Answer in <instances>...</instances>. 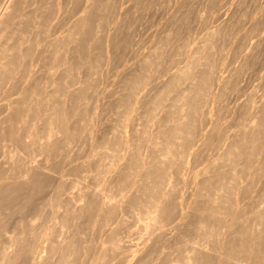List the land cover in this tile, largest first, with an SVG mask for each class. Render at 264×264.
Returning <instances> with one entry per match:
<instances>
[{
	"label": "rangeland",
	"instance_id": "1",
	"mask_svg": "<svg viewBox=\"0 0 264 264\" xmlns=\"http://www.w3.org/2000/svg\"><path fill=\"white\" fill-rule=\"evenodd\" d=\"M6 1L7 0H5V2ZM38 1L42 3L40 7L42 10L38 9L37 12L42 14L41 22L42 23L44 22L43 23L44 25L41 24L43 25L42 27L44 28L40 26V28H42L43 30L41 31L40 29V32H42V34L40 35V43L38 46L34 47L31 50L32 52L29 53V56L26 57L28 60L25 58L24 59L25 62L24 63L22 62V64L25 66L21 67V69L25 67L29 68V69L25 68V70L22 69L23 72L26 70L28 71V72L27 71L24 72L25 73V75H23L24 77H21L23 74L22 71L18 73L19 77L23 78V80L20 81V79H18L19 80L18 81L16 79L14 80V83L13 82L4 83L6 86L3 85V87L0 85V88L2 87L0 89V108H1L0 109V120H4L6 118L5 112L7 110L5 109L6 111H4V109L2 108V107L6 108L5 107L6 105L4 106V103L6 104L9 101H11L13 98L20 95V93L22 92V89L27 88L28 86L33 84L31 82H36L35 80L38 79L37 82L39 81V84H38L39 91L41 90L44 91V84H45L44 81L53 75L56 77L59 75L60 66H58L59 68L58 69L57 65H52L53 63L50 61V59H48L47 54L43 53L41 48H43V46L49 40L53 39L54 37H57V35L58 37L61 36L63 34V31L67 27H69L76 18H80V15H81L80 13L85 3V0H60L61 1L60 5L58 4V6L57 5L54 6L56 4L55 0L54 1L53 0H47V1L46 0H33V1L23 0L24 5L22 4L21 9L22 8L23 9L22 10L20 9V13L22 14L30 13L32 11L31 9L36 7L35 5H37ZM100 1H99L100 3L99 5L96 4L97 6L96 5L95 7L93 6L94 8L91 7V13L89 14L91 19H96V20H91V22L92 21L93 22L86 29L87 32L85 36L88 37L87 38L88 40L90 39L89 47L88 48L85 47L84 49L82 48L83 51L80 50L81 54L80 52L78 54L80 55L81 59L83 60L87 59L91 61L92 63L90 62V64L93 65L92 67H90V69L87 68L88 66L86 65H85L86 68L84 69L83 68L84 65H81V68L84 71H82L81 68L79 69L83 72L81 74L83 77L82 79L83 80L85 79L83 81L84 82L83 88H81L82 91L79 90L77 93V95H80L79 97L80 99L77 97H74L76 98L75 99L76 101L73 104L71 103V105H69L70 103L69 101H66L67 103L65 102L66 106L65 104H59V106L62 105V106H65V108L69 107L71 110H73L72 112L76 113V116H74L75 114L73 113L74 117L73 116H71L72 118L67 117L69 120L67 119V121L64 122L65 126L70 127L72 130L76 129V131L73 130L71 132V134L68 136L69 139L67 137V139H65L66 142H63L64 144L61 142V141H64L63 138H60L57 141L58 143H55V147L51 148L53 146L51 144L52 145L51 147L49 145V147L47 146V148L44 147V149L43 148L40 149L41 147H39V143L36 141L37 139L35 138L37 137L36 135L39 136L40 134H42L41 130H39L40 124L37 121L41 115L38 114L39 116H36V119L34 121L36 123L34 124L35 129L33 128L32 125H29V123H31V121L28 120L29 118L25 120L27 123L24 122L21 125L18 119V117L20 118L19 115L16 117V119L11 118L10 121L12 122V124H10L11 122L9 120L4 122V124L6 125H4L3 123L0 124V127L1 126L6 127V128L3 127L5 129L1 127L3 129V132H2V129L0 128L1 129L0 133L3 134L2 136L0 135V156H1L0 163H2L0 164V175H1L0 181H2L3 177L5 179V180L3 179V182L8 181L9 179L14 180L15 178H17L16 179L17 181L19 180L18 179L19 173L17 172L24 171V168H25L24 163L21 164L20 162L21 158L20 159L18 158L20 155L23 156L22 159L24 157L27 159L31 158L30 162L35 163V165H33L32 167H36L37 165L40 166V164H43L48 169V170L46 169L45 171L47 174L43 173L44 171L41 170L39 171V174L41 175L38 174V177L31 178V179H34L33 181L35 182L29 181L28 179L26 180V182H23V184H26V186L21 183L23 187H20V189L16 188L17 190L14 192L15 194H13V196H11L12 195L11 192L4 190L5 187H3V184L5 185L6 182L4 183L0 182V184L2 185L0 186V190H1L0 192H4L2 193V195H0V203H3L4 206L8 205L7 206L8 208L5 209L4 211L3 204H0L1 211H4L3 213L0 211V216H2L0 218V222H1L0 223V233L1 234L4 233L3 235L0 234V237H2L0 238V247L1 248L3 247L4 242H5V246L9 245L8 244L9 237H17L20 240V243L18 244L20 246V253L15 256V259L17 258L16 262L17 264H19V261H21L20 264L21 263L23 264V262L24 264L26 263L28 264L29 256L27 257L28 252L26 250H28V247L30 245H33V243L31 242H34V239H37L38 241H36V243L40 244V247L38 248L37 256L42 257L48 254V249L46 248L49 246L51 242L53 241L57 242L61 240L63 241L67 239L66 235L67 236L70 235L71 237L73 236L72 238L74 240L75 245H77L78 247L82 246L80 247L82 250L80 251L82 253L80 254L78 258L77 264H89V261L91 264V261L93 259H94L92 261L93 264H122V263L128 264L132 259L140 260L141 263L139 264H153V263L154 264H181L182 256L186 253H191V251H193L192 250L193 245L191 246V243L188 240L191 241L194 238L195 239L198 238L197 240L199 241V243H201V241L203 240L202 237L204 236L201 234L200 231H198L199 233V236H198V234L196 233L197 228L195 226L199 219L205 218L208 222L209 221L214 222L215 225H214L213 232L215 233L216 231H218V235H216L217 232L213 234L212 237L215 240L211 238L213 240L212 242H210L209 246L215 245V247L216 246L221 247L222 246L221 243L223 241H225L226 244L228 243V245H226L225 247L223 246L221 247L222 249L221 251L223 252V254L221 252L222 254L221 256L218 255L216 257V255L214 256L213 254H211L212 256L210 254H208V256H205L208 259L204 257L205 261L203 264H230V263L232 264V262H230L226 256L225 257L223 256L224 253L228 252L230 254L232 253L233 255L235 254L238 257L241 256L242 252L244 251H239V252H235L232 250L229 251L228 247L230 244L234 243V241L236 242L238 240L239 235L240 236L242 235L243 237H246V238L248 237L249 228L247 227H248V224L250 223L249 220L251 219L254 220L255 217H257V214H255L254 210H258L264 207V124L262 125V127L259 126L254 129V132H255L254 139L255 140L254 139L253 140L255 143H253V141H250V142L249 141L244 142V140L239 141L241 140L240 138L243 136V131H244V134L246 131H248V130H245L244 126L249 122V120L247 119H250V116H252L253 114L252 112L257 107L259 108L261 106V108H263L260 118H261V121L264 123V118H263L264 117V106H263L264 105V0H100ZM66 2L67 4L64 6ZM45 5L46 7L48 5V7L45 8ZM60 7H63V8L61 9ZM54 8L55 9L57 8V9L55 10ZM96 13H98V16ZM50 20H53V21H50ZM93 23H94V26H93ZM45 24L47 25V27ZM14 27L15 26L12 25L11 29H13ZM108 33H109V37H108V41H106V38H107L106 36ZM47 35L48 36L50 35V36L48 37ZM112 35H114V38H113L114 40H112L111 38ZM203 41L205 42L203 43V46L200 49L199 53L197 54V52H193V50L197 47V45H199L200 42L202 43ZM90 46L93 48V50H91L92 48ZM204 46H205V50H204ZM152 47L154 48L155 51L152 50L153 49ZM107 51L108 52L110 51V52L108 53ZM149 52L151 53L153 52V53L151 54ZM157 52L158 54L156 57L155 55ZM147 53L148 55H151L153 57L151 58V61L149 60L148 63H144V62L142 63V60H144V57L147 56ZM78 55H76L77 57L75 56V61L78 60ZM87 56H89V58ZM103 56H104V59H103ZM90 57L91 58L93 57V59H91ZM29 59H31V61ZM189 59L191 61L198 60V64L192 62L190 65L191 67L189 66L190 68L188 67L185 70V72H190V73L192 72L194 74L196 72H197L196 74L200 73L199 78H201L203 81V83L201 84L202 88L201 89L199 88V90L195 93V96H193L192 98L193 99L192 102L194 101L193 105H195V107L193 106V109L196 112H192L193 109H190L191 114L189 115V117L191 119V128L188 133L189 134L191 133L190 135H192L193 133V136H190L188 133H183L180 139L182 141V142L180 141V143L183 146L180 147L181 145L178 146L175 144L176 146L174 145V147H172L175 154L176 153L177 154L169 156L168 159H170L171 162H169L170 161L169 160L168 162H166L167 165L161 164L158 166V167H162V166L169 167L168 174L170 173L169 174L170 181L166 185V190H170L171 188L172 189L170 190L171 192L168 191L169 194L170 193L171 194L168 195V198L166 200L167 202L166 216L168 220L165 219L164 226L160 230L156 229L155 231L154 229L152 230V232H149V229L145 228L144 226L145 222L147 221L146 216H144L145 206L143 203L139 202L140 195L141 196L143 195V193L139 192L141 191L140 188H142L140 185L143 186L145 182H142L141 180L135 181L131 177H130L131 179L129 177L126 178L127 177L126 173L128 171L126 172L125 170L124 172L123 170L124 172L123 173L121 170L123 168H121V166L125 167L126 165L128 166L129 164H130L129 166L132 165L131 166L132 170H130V172H132V177L134 178L141 176V174L143 173L142 171L144 168L141 169L142 165L139 164L138 162L144 158L143 152L146 151L145 149H148L150 153L153 150L152 149L153 145L148 143L150 142L148 139H151L150 135H152L151 136L152 138L154 137L153 136L155 135L154 131L157 130L159 126L161 127L160 129L164 131L169 128L170 122L166 123V121L168 118H171V116L169 115H171L172 112L171 111L167 112L166 110L167 109L170 110L171 104H173V102L175 101L174 97L177 94H179L180 90H182V88L185 86V83H183L182 81L181 83L178 82V84L177 82L176 84L175 82H173V84L172 82H170L169 84L167 81L168 79H170V77L173 75L174 72H177V70H179L178 68L182 67V65L184 66V65H187V63H190ZM95 62L96 64L98 63L97 65L99 66L100 69L97 68ZM48 67L49 69H51L50 67H53L51 69V72L53 74L52 73L49 74L48 71L50 70L48 69ZM93 68H95V70L97 69V71L99 70L98 73L95 71L96 72L95 74ZM55 69H57L56 71H58V75ZM87 69H88V72H87ZM188 69L189 71H187ZM192 69L193 71L194 70L196 71L193 72L191 71ZM132 70L134 71L135 74L133 73ZM89 72L90 74H92L93 72V74L88 75ZM32 73L34 74L32 75ZM46 73L47 75H49V77L46 76ZM75 73L76 72H74V74ZM130 74L137 76V78H140V80L133 84V82H131L132 81L131 78H133L134 76L131 75L132 76L131 77ZM30 76H31V79H29ZM125 76H126V79H125ZM127 76L130 77V79ZM146 76H147V79H146ZM217 76L219 77L217 78ZM74 77L76 78V74L73 76V79ZM220 77L221 79L219 81ZM127 78L129 81L127 80ZM212 79L213 81H211ZM24 81L25 83H23ZM26 81H29V82L27 83ZM85 81H86V85H85ZM87 81L90 83L92 82L91 83L92 85L88 83ZM139 82H140L141 87H139ZM164 82H165L164 84L165 87L170 85L171 88L168 91V95L164 94L160 97L161 98L160 99L158 98L159 92L156 93V91L159 88H161ZM220 82L223 84L221 85ZM71 83L72 82H70V84ZM80 84L82 85V82ZM143 84H146V85L144 86ZM72 85H75L76 87L75 86L73 87ZM72 85L69 88V89H72V91L78 87L77 84H72ZM173 85H175V87L178 85L179 86L175 88ZM59 86H60V93L64 92L65 90L62 91L63 90L62 88L65 87V84L63 85V83L61 82ZM133 86H136L134 87V89L140 92L135 93L136 91L132 88ZM213 86L215 90L212 89ZM50 87L51 86L47 87V89L49 90ZM219 87L222 89H220ZM52 88L53 87H51V89ZM218 88L220 89V91L218 90ZM8 89H11V90H8ZM202 92L204 93L202 94ZM213 92L214 94L216 93L215 96H213ZM127 93L129 94L128 95L130 97L129 99L127 98ZM132 93L133 94L135 93V94L133 95ZM81 94L83 95L86 94V95L83 96ZM59 96L62 99L60 94ZM118 96L119 97L122 96L121 98L123 99L126 96L125 97L126 101L124 100L125 101L124 102L123 99L120 98L121 100L120 102ZM135 96L137 100L136 98L135 99L133 98ZM164 96L167 100L163 98ZM74 98L72 101H74ZM154 98L160 101L158 105V109H157V105L154 104V102H152L153 101L152 99ZM213 98H214V102H213ZM61 99H59V101L60 103L61 102L63 103V100L61 101ZM116 99L120 103L116 101ZM130 99L133 101H131ZM147 101L149 104L150 103L152 104L150 105L147 104ZM162 101L166 105H164ZM138 102L139 103L141 102V103L139 104ZM212 102H213V105H212ZM133 103L135 104V106L136 105L137 106L135 107ZM117 104H119L120 106L119 105L116 106ZM131 107H133V109ZM153 107H156V108H153ZM154 109L156 111H154ZM172 109H175V108H171V110ZM71 110H70V113H72ZM159 110H162V111H159ZM33 111H32V114L30 115V118H35ZM127 112H129V114H127ZM120 116L122 119L120 118ZM192 117H194L195 119ZM68 121L71 125L68 124ZM89 123L90 125H88ZM72 124L73 125L76 124L75 125L76 127L73 126ZM11 127H12L11 131L12 132L14 131L16 135L12 134V132L9 131ZM192 127H194L195 129ZM201 127H205V128H201ZM7 128H8V131L6 133ZM200 128L202 129L201 131L199 130ZM26 129H28L27 133L29 132V130L31 131L30 133H28V135L33 134L36 137L33 138L34 136L29 135L31 139L33 138L32 140L30 139V137H26ZM135 129H136L135 141L137 143L134 141L133 143L134 148H132L131 150L132 153L130 152V154L129 153L126 154V157L131 156L130 157L131 160L129 158V163L122 165V162L125 161V159H122L123 158L122 156V158H119L120 160L119 159L117 160L116 165L113 164L110 166L109 163L112 160H114L116 156L119 155L118 152L121 147L120 144L122 145V143L120 142L124 141V135L130 136L131 133ZM194 130H197V131L194 132ZM262 130L263 132L261 135L260 133ZM35 131H36V134H35ZM39 131L41 133H39ZM150 131L153 133L151 134ZM199 131L201 133L203 131L202 135ZM9 132L11 133L9 134ZM121 134H124L123 138H121L122 136ZM186 134L189 135V137ZM198 134H200L201 136H198ZM29 140H31V142ZM33 141L35 143H33ZM113 141L116 144L119 143L118 144L119 146H116V144H114ZM234 141L235 142L239 141L240 146L239 148H237V150L239 151H237V153H235L233 157L231 156L232 158L231 160L233 161L230 160L228 162V165L225 167H221L220 163L219 164L214 163L213 160L215 159V157L217 158L218 154L221 153L225 149L226 143L228 142L232 143ZM106 143L108 144L105 145ZM142 143H144V145ZM177 144L179 143L177 142ZM252 144H253V147H252ZM15 145L18 146V148L20 149H18ZM30 145L31 147L32 146L33 147L31 148ZM104 146H106L107 148ZM122 152H124L125 154V150H123ZM122 152L120 151V155H124ZM238 152H240L241 154ZM9 153L11 154L15 153V156L13 157L14 158L13 161L9 159ZM19 153L21 154L19 155ZM131 154L133 155V157ZM152 154L156 156L155 152L154 153L152 152L150 155ZM141 155L143 156V158ZM86 157L87 158L89 157V158L87 159ZM32 158L35 160H33ZM118 161H122V162H118ZM30 162H27V163H30ZM96 163H97V166H96ZM109 166L110 168L107 169L106 171L101 170V168L103 169ZM112 166H114V169ZM116 166L119 167L120 169L116 173V175L117 174L118 175L115 176V177L119 176L118 177L119 180L115 181L113 179L112 181H110L106 177H109V174L111 175L112 173H115V169L117 168ZM1 167H2V170H1ZM226 167L227 169H225ZM27 168L29 167L27 166ZM27 168H25V170ZM152 168L154 170L153 166H151V170ZM20 169L22 170L20 171ZM139 169L142 171H139ZM203 169H207L208 173L204 175ZM210 170H212L213 172ZM145 171L146 169H144V172ZM42 173L44 174V176H42ZM208 174L211 177V179L214 181L210 180V182L205 184L207 186L206 187L203 185L201 181L204 180L208 176ZM224 174L232 175L234 177L233 178L234 180L233 179H230V180L233 181L234 183L231 182L230 180L224 181V184L226 183L224 187H226L227 189L225 188V192L223 195L227 197L226 198L227 201L225 197L223 196L222 198L223 200L222 202H220V206L221 207L223 206L222 212L216 215H213L214 213H212L213 210H211L212 204L210 201V196H211L210 194L216 187L215 186L216 179L213 177L214 176L223 177ZM239 176H240V179H239ZM160 177H161V174L159 175V177H157V180H155L156 182L154 183L156 186L155 188L156 193L158 192L157 190L160 189L163 183L162 182L163 179ZM38 179L41 181L42 185L40 181L38 182ZM122 179L124 181H122ZM37 182L40 184H38ZM31 183L33 184V186H31L32 185ZM159 183L160 185H158ZM35 185L38 188H36ZM233 185H235V187ZM27 187H29V190ZM211 187H212V190H211ZM18 190L19 192L23 191L24 193L25 192L26 193L24 194L22 192L19 195ZM83 192L89 199L91 207H89L86 210H83L82 212L83 214L80 213L78 216H76L77 215L76 211H71L72 205H71L70 199L76 197L78 194L83 193ZM97 192L98 193L100 192V195L103 196V197L101 196V198H103L102 202L104 201L105 204L106 203L107 204L108 203L109 204H120V209L113 211V209L108 210L106 209V207H105V210L101 208L99 206L100 202L98 198L96 197ZM156 193L154 194L156 195ZM26 195H28L27 198H26ZM144 196L142 197L145 198ZM5 197H10L11 200L14 198L13 199L14 203L10 199L7 202L6 199H4ZM15 197H16V200L17 199L18 201L21 200V202L19 201L20 203L19 202L17 203V201H15ZM29 198L30 200H28ZM22 203L23 205H21ZM59 203L60 205H57ZM229 203L231 205H229ZM26 204L27 206H25ZM16 205H18V207L20 206L21 208L19 207L20 209H17ZM213 205L216 206L215 204ZM47 206L49 207V209ZM58 206H61L59 208V210L61 209L60 210L61 213L65 211L66 213L69 214V217L71 218L69 224L61 226L59 225V223L55 222V219L52 217L53 216L52 211L57 209ZM66 208H69V209L67 210ZM135 210L138 211L137 213H139L140 215L143 214V217L136 214ZM34 213L35 214L37 213V215H34ZM134 213L136 214V216ZM221 214L222 215L224 214L226 218L222 216ZM29 215L30 216L32 215L34 217L32 216L30 217ZM51 218H53V220ZM17 219L19 220L16 221ZM28 220H30V222H28ZM107 221L111 223L108 222L109 223L108 224L106 223ZM33 222H34V226L36 224L35 227L32 224ZM3 223H5V225ZM218 223L219 224L226 223L229 228L225 227L221 231V229L220 228L218 229L217 227L218 229L217 230L216 226H218ZM16 224H18L17 227H16ZM29 224H32V225H29ZM57 226L58 227L60 226L61 228L59 227L58 229ZM15 227L18 229H16ZM19 227H21V229ZM232 228H233V233H232V230H230ZM13 230L14 232H16V234H13L14 233ZM16 230H18L19 232L17 233ZM259 230H262L261 232L264 233V227H260ZM2 231H5V232L2 233ZM115 231H117L118 234ZM112 232H115L114 234H117L118 237L117 235L111 237ZM210 232H212V230ZM47 233L49 236L48 238H47ZM56 233L58 234V236ZM147 233H150V234H147ZM223 233L225 234L222 235ZM263 233H261L263 237L261 239L262 241H260L258 245L259 252L256 253L255 255L256 257L254 256L255 252H253L254 257L251 260L253 264H264V234ZM22 235L24 237H22ZM215 235L218 236L220 239L217 238V241H216ZM19 236H21V238ZM236 236L237 238H235ZM55 237H58V239ZM59 237L61 240L59 239ZM115 237H117V239ZM18 239H17V243L19 242ZM116 245H118L117 248L115 247ZM10 246L11 245L8 246L7 250H10L13 248V247L10 248ZM99 246H102L104 249H108V250H104L102 247L100 248ZM195 246L196 247L198 246L197 248H199L198 244H196ZM82 248H86V249H82ZM118 248L120 249L118 250ZM24 250L26 252H22ZM108 251L109 253H107ZM110 252L113 253V256H112V253ZM22 253H23V256H22ZM99 254H103V256H98ZM81 255H83V257ZM26 257L27 259H24ZM220 257H221V260L223 261L220 260Z\"/></svg>",
	"mask_w": 264,
	"mask_h": 264
},
{
	"label": "bare ground",
	"instance_id": "2",
	"mask_svg": "<svg viewBox=\"0 0 264 264\" xmlns=\"http://www.w3.org/2000/svg\"><path fill=\"white\" fill-rule=\"evenodd\" d=\"M30 1V0H29ZM33 1V0H32ZM47 1V0H46ZM54 1V0H53ZM56 1V4L54 5V6H58V4L60 5V0H55ZM99 1L100 0H85V3H84V6H83V8H82V10H81V15H80V18H76L74 21H73V23H71V25L69 26V27H67L64 31H63V34L61 35V36H59L58 37V35H57V37H54L53 39H51V40H47L48 42L43 46V48H41L42 49V51H43V53L44 54H47V57H48V59H50V61L53 63L52 65H57V68H58V66H60V72H59V75H58V71H56L57 69H55V71H56V73H57V77L56 76H51L53 73L51 72V69L53 68V67H50L51 69H49V67H48V69L50 70V71H48L49 72V74L50 73H52L50 76V78H48V79H46L45 81H44V91H39V86H38V84H39V81L37 82V80H35L36 82H31V83H33V84H31L30 86H28L27 88H24V89H22V92L20 93V95H18L17 97H15V98H13L11 101H9L8 103H4V106L6 107V108H4V107H2L3 109H4V111H6L5 113H6V118L4 119V117H3V119L4 120H0V124H4V122L5 121H7V120H11V118L12 119H16V117L19 115L20 116V118L18 117V119H19V121H20V123H21V125H22V123H24V122H26L25 120H27L28 118V120H30L31 121V123H29V125H32L33 126V128L35 129V125L34 124H36L34 121H35V119H36V116H39V115H41L40 116V118L39 117H37V118H39L37 121L39 122V124H40V128H39V130H41V132H42V134H40L39 136L38 135H36V136H34L33 134H29V135H31V136H34L33 138H35V139H37L36 141L39 143V147H41L40 149H44V147H46L47 148V146L49 147V145H50V147L51 148H53V147H55V143H58L57 141L60 139V138H63V140L64 141H61L62 143L63 142H66L65 141V139H67V137L71 134V132L74 130H72L70 127H68V126H65L64 125V122L65 121H67V119L68 118H70L71 116H73V113L75 114L74 116H76V113L75 112H72L73 110H71L69 107H66L65 108V106H66V101H69L70 103H69V105H71V103L73 104L76 100V98H74V97H77V98H79L80 97V95H77V93H78V91L80 90V91H82L81 90V88H83V81L85 80H83L82 78V71H84L82 68H81V65H84V69L86 68L85 67V65L86 66H88L87 68H89L90 69V67H92L93 65H91L90 64V62L91 61H89V60H83V59H81L80 58V55H78L79 54V52H80V50H82L83 51V49L85 48V47H89V41H90V39L88 40L87 38L88 37H86L85 35H86V32H87V27L89 26V25H91V23L93 22H91V20H96V19H91V17H90V13H91V7H95V5L96 4H100L101 3V1H100V3H99ZM49 2V1H48ZM24 2H23V0H7L6 2H5V0H0V85L3 87V85H5L4 83H7V82H13L14 83V80H18V79H20V81H22L23 80V78H20L19 77V75H18V73H20L21 71H22V69L23 70H25V68H22L21 69V67H23V66H25V65H23L22 64V62L24 63L25 61H24V59L27 57V56H29V53L30 52H32L31 50L34 48V47H36V46H38L39 45V43H40V35L42 34V32H40V29H41V31H43L42 30V28H44V27H42L44 24V22L42 23L41 22V16H42V14L41 13H38L37 11H38V9H41L40 7H41V5H42V3L41 2H39L38 1V3H37V5H35L36 7H34L33 9H31L32 11L30 12V13H25V14H22V13H20V9H21V7H22V4H23ZM29 3H31V2H29ZM47 3V2H46ZM45 3V4H46ZM51 4V3H50ZM67 4V2L64 4V6ZM69 4V3H68ZM24 5V4H23ZM52 5V4H51ZM50 5V6H51ZM61 5H62V3H61ZM44 6V5H43ZM97 6V5H96ZM47 7H48V5H47ZM46 7V5H45V8H47ZM67 7V6H66ZM93 7V8H94ZM103 7V6H102ZM44 8V9H45ZM61 9L63 8V7H60ZM23 9V8H22ZM21 9V10H22ZM25 9V8H24ZM29 9V8H28ZM53 9V8H52ZM51 9V10H52ZM55 9V8H54ZM57 9V8H56ZM55 9V10H56ZM58 9H59V7H58ZM42 10V9H41ZM26 11V10H25ZM49 11V10H48ZM53 11V10H52ZM24 12V11H23ZM29 12V11H28ZM47 12V11H46ZM54 12V11H53ZM60 12H61V10H60ZM94 12V11H93ZM96 12V11H95ZM48 13V12H47ZM57 13V12H56ZM103 13V12H102ZM105 13V12H104ZM58 14V13H57ZM93 14V13H92ZM97 14V16H98V13H96ZM46 15V14H45ZM70 16V15H69ZM76 16V15H75ZM93 17H95V16H93ZM106 17H107V15H106ZM26 18H28V19H26ZM30 18V19H29ZM46 18H48V17H46ZM170 18V17H169ZM50 19V18H49ZM98 19V18H97ZM103 19V18H102ZM120 20V19H119ZM50 21H53V20H50ZM107 21V20H106ZM49 22V21H48ZM118 22V21H117ZM41 24H43V25H41ZM99 24V23H98ZM12 25H14L15 27L13 28V29H11V27H12ZM46 25V24H45ZM49 25V24H48ZM117 25V24H116ZM153 25V24H152ZM40 26L42 27V28H40ZM50 26V25H49ZM57 26V25H56ZM93 26H94V23H93ZM92 26V27H93ZM108 26V25H107ZM46 27H47V25H46ZM109 27V26H108ZM117 27V26H116ZM49 28V27H48ZM46 29V28H45ZM89 29V28H88ZM115 29V28H114ZM55 30V29H54ZM97 31V30H96ZM50 32V31H49ZM100 32V31H99ZM118 32H119V30H118ZM157 32V31H156ZM168 32V31H167ZM215 32V31H214ZM51 33V32H50ZM45 34H46V32H45ZM52 34V33H51ZM50 34V35H51ZM211 34V33H210ZM49 35V36H50ZM89 35V34H88ZM97 35V34H96ZM111 35V34H110ZM168 35V34H167ZM171 35V34H170ZM48 36V35H47ZM48 36V37H49ZM92 36V35H91ZM98 36V35H97ZM208 36V35H207ZM47 37V38H48ZM107 38H106V41H108V37H109V33L107 34V36H106ZM111 38H112V40H114L113 38H114V35H112L111 36ZM111 38H109V39H111ZM175 38V37H174ZM96 39V38H95ZM162 39V38H161ZM204 39V38H203ZM211 39V38H210ZM43 40V39H42ZM45 40V41H46ZM170 40V39H169ZM173 41V40H172ZM205 41H203L202 43L200 42V44L199 45H197V47L193 50V52H197V54L199 53V51H200V49L202 48V46H203V43H204ZM106 43V42H105ZM99 44V43H98ZM131 44V43H130ZM42 45V44H41ZM156 45V44H155ZM93 46V45H92ZM110 46V45H109ZM109 46H107V47H109ZM165 46V45H164ZM206 46V45H205ZM205 46H204V50H205ZM209 46V45H208ZM42 47V46H41ZM91 47V46H90ZM94 47V46H93ZM106 47V46H105ZM137 47V46H136ZM154 47V46H153ZM152 47V48H153ZM163 47V46H162ZM192 47V46H191ZM83 48V49H82ZM92 48V47H91ZM96 48V47H95ZM156 49V48H155ZM226 49V48H225ZM38 50V49H37ZM36 50V51H37ZM87 50V49H86ZM91 50H93V48L91 49ZM91 50H89V51H91ZM108 50V49H107ZM151 50V49H150ZM152 50H154V48L152 49ZM85 51V50H84ZM155 51V50H154ZM153 51V52H154ZM159 51V50H158ZM108 52V51H107ZM106 52V53H107ZM110 52V51H109ZM108 52V53H109ZM152 52V53H153ZM190 52V51H189ZM107 53V54H108ZM149 53H151V52H149ZM151 53V54H152ZM201 53V52H200ZM33 54V53H32ZM78 55V60L77 61H75V56L76 55ZM80 54H81V52H80ZM98 54V53H97ZM157 54H158V52L156 53V57H157ZM192 54V53H191ZM160 55V54H159ZM158 55V56H159ZM97 56V55H96ZM114 56V55H113ZM138 56V55H137ZM199 56V55H198ZM45 57V56H44ZM77 57V56H76ZM81 57H83V56H81ZM88 58H89V56H87ZM153 56H151V55H148V53H147V56H145L144 57V60H142V63L144 62V63H148L149 62V60L151 61V58H152ZM203 57H204V55H203ZM84 58H85V56H84ZM91 58V57H90ZM96 58V57H95ZM194 58V57H193ZM27 59V58H26ZM47 59V60H48ZM91 59H93V57L91 58ZM103 59H104V56H103ZM143 59V58H142ZM156 59V58H155ZM186 59V58H185ZM201 59V58H200ZM28 60V59H27ZM30 61H31V59H29ZM96 60V59H95ZM182 60V59H181ZM33 61V60H32ZM97 61H98V59H97ZM96 61V62H97ZM138 61V60H137ZM26 62H28V61H26ZM96 62H95V64H96ZM165 62V61H164ZM188 62V61H187ZM189 62L190 63H187V65H182V67H180V68H178L179 70H177V72H174L173 73V75L170 77V79H168V83L170 84V82H172V84H173V82H175V84H176V82H177V84H178V82H180L181 83V81L183 82V83H185V86L182 88V90H180V92H179V94H177L175 97H174V102H173V104H171V108H175V109H172L171 110V108H170V110L169 109H167L166 111L167 112H172V114L171 115H169V113H168V115L169 116H171V118H168L167 119V121L166 120H164V121H166V123L168 122H170L169 123V128L167 129V130H162V129H160L161 127L159 126L158 128H157V130H155L154 131V134L155 135H153L154 137L152 138L151 136L152 135H150V138L151 139H148L150 142H148V143H150V144H152L153 146H152V151H151V153L153 152H155V154H156V156L155 155H153V157H152V155H150L151 153H150V151H148V149H145L146 151L145 152H143V156H144V158H143V156H142V160L141 161H139L138 163L139 164H141L142 165V167H141V169L142 168H144V169H146V171L144 172V169H143V171L142 170H140L139 169V171H142L143 173L141 174V176H139V177H136V175H135V177L136 178H134V177H132V172H130V170H132L131 169V166H121V168H123V169H121L122 170V172H123V170H124V172H125V170H126V178H132L133 180H137V181H139V180H141L142 182H145V184L142 186V185H140L142 188H140L141 189V191H139V192H141V193H143V195L142 196H144L145 198H143L141 195H140V197H139V202L140 203H143L144 204V206H145V210H144V213H145V215L144 216H146V219H147V221L145 222V228H147V229H149V232H152V230H154L155 229V231H156V229H161L163 226H164V221H165V219L166 220H168L167 219V216H166V211H167V208H166V204H167V202H166V200H167V198H168V195H170L169 194V192H171L170 190L172 189H170V190H166V185L169 183V179H170V173L168 174V166H162V167H158L159 165H163V164H166V162H168L170 159H168L169 158V156H172V155H174L175 154V152H174V150L172 149V147H174V145L176 144V145H178V146H180L181 145V143H180V139H181V135H183V133H188L189 131H190V128H191V119H190V117H189V115L191 114V111H190V109H193V106L195 107V105H193V102H192V98H193V96H195V93L199 90V88L201 89L202 87H201V84L203 83V81H202V79L201 78H199L200 76H199V74H194V73H190V72H185V70L191 65V63L193 62V63H197L198 64V60H190L189 59ZM205 62V61H204ZM92 63V62H91ZM160 63V62H159ZM34 64V63H33ZM43 64V63H42ZM45 64V63H44ZM46 64H48V63H46ZM93 64H94V62H93ZM98 64V63H97ZM96 64V66H97V68H99V66ZM186 64V63H185ZM201 64V63H200ZM28 65V64H27ZM26 65V66H27ZM51 65V66H52ZM48 66V65H47ZM50 66V65H49ZM144 66V65H143ZM198 66V65H197ZM95 67V66H94ZM156 67H158V66H156ZM191 67V66H190ZM189 67V68H190ZM56 68V67H55ZM77 68V69H76ZM82 69V71L81 70H79V69ZM96 68V67H95ZM95 68H93L94 69V72L96 71L97 73H98V71H97V69L95 70ZM140 68V67H139ZM26 69H29V68H26ZM32 69V68H31ZM100 69V68H99ZM103 69V68H102ZM105 69V68H104ZM38 70V69H37ZM36 70V71H37ZM27 71V70H26ZM26 71H24V72H26ZM41 71H43V70H41ZM93 71V70H92ZM133 71V70H132ZM187 71H189V69L187 70ZM191 71H193V69L191 70ZM194 71H196V70H194ZM193 71V72H194ZM23 72V71H22ZM23 72V74H22V76L21 77H24L23 75H25V73ZM28 72V71H27ZM40 72V71H39ZM53 72H54V70H53ZM74 72H76L75 74H76V78L74 77V79H73V76L75 75L74 74ZM87 72H88V69H87ZM91 72V71H90ZM90 72H89V74L88 75H92L93 74V72H92V74H90ZM96 72H95V74H96ZM141 72V71H140ZM169 72V71H168ZM201 72V71H200ZM43 73V72H42ZM55 73V74H56ZM133 73H134V71H133ZM29 74V73H28ZM34 73H32V75H33ZM38 74V73H37ZM128 74V73H127ZM135 74V73H134ZM138 74V73H137ZM131 75H133V74H130V76ZM142 75V74H141ZM27 76V75H26ZM46 76H48L49 77V75H47V73H46ZM134 76V75H133ZM145 76V75H144ZM33 77V76H32ZM39 77V76H38ZM93 77V76H92ZM128 77V76H127ZM132 77V76H131ZM165 77V76H164ZM219 76H217V78H218ZM34 78H36V77H34ZM90 78V77H89ZM88 78V79H89ZM120 78V77H119ZM129 79H130V77H128ZM128 78H127V80H128ZM29 79H31V76L29 77ZM45 79V78H44ZM70 79V80H69ZM88 79H86V80H88ZM94 79V78H93ZM125 79H126V76H125ZM132 79V81L131 82H133V84L134 83H136V82H138L139 80H140V78H137V76H134L133 78H131ZM141 79H142V77H141ZM144 79V78H143ZM146 79H147V76H146ZM220 79H221V77L219 78V81H220ZM91 80V79H90ZM207 80V79H206ZM217 80V79H216ZM222 80H223V78H222ZM19 81V80H18ZM32 81H34V80H32ZM68 81H69V83H68ZM92 81V80H91ZM129 81V80H128ZM144 81V80H143ZM142 81V82H143ZM146 81V80H145ZM209 81V80H208ZM211 81H213V79L211 80ZM16 82V81H15ZM27 83L29 82V81H26ZM41 82V81H40ZM63 83V85L65 84V87L64 88H62L63 90L62 91H64V92H61L60 93V86H59V84L60 83ZM70 82H72L71 84H70ZM82 82V85L80 84ZM88 82V81H87ZM166 82V81H165ZM165 82L163 83V85L161 86V88H159L157 91H156V93L157 92H159V95H158V98H160L162 95H164V94H167L168 95V91L170 90V85L169 86H167V87H165L164 86V84H165ZM210 82V81H209ZM19 83V82H18ZM22 83V82H21ZM23 83H25V81L23 82ZM26 83V84H27ZM88 83H90V82H88ZM92 83V82H91ZM90 83V84H91ZM128 83H130V82H128ZM146 83V82H145ZM207 83V82H206ZM212 83V82H211ZM12 84V83H11ZM25 84V85H26ZM72 84H77L78 85V87L76 88V89H74L73 91H72V89H69L70 88V86L72 85ZM126 84V83H125ZM217 84H219V83H217ZM220 84L222 85L223 83H221L220 82ZM21 85V84H20ZM37 85V86H36ZM85 85H86V81H85ZM89 85V84H88ZM92 85V84H91ZM128 85V84H127ZM126 85V86H127ZM131 85V84H130ZM144 86L146 85V84H143ZM180 85V84H179ZM178 85V86H179ZM212 85V84H211ZM210 85V86H211ZM221 85H220V87H221ZM6 86V85H5ZM8 86V85H7ZM12 86V85H11ZM19 86V85H18ZM43 86V85H42ZM49 86H51V87H53L52 89H51V87H50V89L48 90L47 89V87H49ZM73 87L75 86V85H72ZM80 86H82V87H80ZM137 86V85H136ZM136 86H133L132 88L134 89V87H136ZM164 86V87H163ZM174 87H175V85H173ZM178 86H176V87H178ZM181 86V85H180ZM208 86V85H207ZM214 86H216V85H214ZM214 86H213V88L212 89H214L215 90V88H214ZM1 87V88H2ZM67 87V88H66ZM72 87V88H73ZM76 87V86H75ZM87 87V86H86ZM89 87V86H88ZM129 87V86H128ZM131 87V86H130ZM139 87H141L140 86V82H139ZM175 87V88H176ZM205 87V86H204ZM219 87V88H220ZM223 87V86H222ZM0 88V89H1ZM14 88V87H13ZM21 88V87H20ZM124 88V87H123ZM127 88V87H126ZM208 88V87H207ZM218 88V90L220 91V89H222V88H220L219 89ZM18 89V88H17ZM41 89V88H40ZM47 89V90H46ZM86 89V88H85ZM139 89V88H138ZM141 89V88H140ZM178 89V88H177ZM203 89H205V88H203ZM8 90H11V89H8ZM71 90V91H70ZM128 90V89H127ZM131 90V89H130ZM129 90V91H130ZM135 90V89H134ZM134 90H133V92H134ZM142 90V89H141ZM211 90V89H210ZM214 90H212V91H214ZM136 91V90H135ZM167 91V92H166ZM205 91V90H204ZM209 91V90H208ZM66 92V93H65ZM140 91H136L135 93H139ZM201 92V91H200ZM217 92V91H216ZM134 93V94H135ZM151 93V92H150ZM155 93V94H156ZM178 93V92H177ZM204 92H202V94H203ZM206 93V92H205ZM212 93V92H211ZM59 94L61 95V97H62V99L60 98V96H59ZM84 94V93H83ZM83 94H81V95H83ZM133 94V93H132ZM133 94V95H134ZM153 94V93H152ZM154 94V95H155ZM170 94V93H169ZM216 94V93H215ZM215 94H214V92H213V96H215ZM86 95V94H85ZM85 95H83V96H85ZM120 95H122V94H120ZM129 94L127 93V98L129 99L130 97L128 96ZM131 95V94H130ZM150 95V94H149ZM91 96V95H90ZM117 96V95H116ZM144 96V95H143ZM11 97V96H10ZM93 97V96H92ZM119 97V96H118ZM118 97H116V98H118ZM122 97V96H121ZM121 97H119V100H120V98ZM126 97V96H125ZM124 97V99L123 98H121V99H123V101L126 99ZM146 97V96H145ZM157 97V96H156ZM73 98H74V101H72L73 100ZM97 98V97H96ZM134 99L136 98V96L135 97H133ZM164 99H166L165 98V96L163 97ZM169 98H170V96H169ZM195 98V97H194ZM215 98V97H214ZM214 98H213V102H214ZM59 99H61V101L63 100V103L61 102L60 103V101H59ZM80 99V98H79ZM85 99V98H84ZM132 99V98H131ZM130 99V100H131ZM145 99V98H144ZM161 99V98H160ZM212 99V98H211ZM78 100V99H77ZM97 100V99H96ZM129 100V101H130ZM136 100H137V98H136ZM153 101L152 102H154V104H156L157 105V109H158V105H159V103H160V101L159 100H156L155 98L154 99H152ZM167 100V99H166ZM170 100V99H169ZM72 101V102H71ZM94 101V100H93ZM116 101H118L117 99H116ZM115 101V102H116ZM126 101V100H125ZM124 101V102H125ZM128 101V100H127ZM131 101H133V100H131ZM66 102V103H65ZM98 102V101H97ZM119 102V101H118ZM117 102V103H118ZM120 102H121V100H120ZM119 102V103H120ZM163 102V101H162ZM213 102H212V105H213ZM135 103V102H134ZM133 103V104H134ZM137 103V102H136ZM139 103V102H138ZM141 103V102H140ZM139 103V104H140ZM143 103H145V102H143ZM59 104H65V106H62V105H60L59 106ZM80 104V103H79ZM93 104V103H92ZM123 104V103H122ZM121 104V105H122ZM132 104V103H131ZM147 104H149L148 103V101H147ZM150 104H152V103H150ZM149 104V105H150ZM153 104V105H154ZM163 104H164V102H163ZM195 104H196V102H195ZM3 105V104H2ZM119 104H117L116 106H118ZM152 105V106H153ZM155 105V106H156ZM164 105H166V104H164ZM209 105V104H208ZM211 105V106H212ZM68 106V105H67ZM73 106V105H72ZM72 106H70V107H72ZM95 106V105H94ZM120 106V105H119ZM124 106V105H123ZM126 106H128V105H126ZM134 106H135V104H134ZM137 106V105H136ZM135 106V107H136ZM210 106V105H209ZM264 106V105H263ZM80 107V106H79ZM129 107H130V105H129ZM140 107V106H139ZM198 107V106H197ZM69 108V109H68ZM76 108V107H75ZM88 108V107H87ZM117 108V107H116ZM124 108V107H123ZM128 108V107H127ZM132 109H133V107H131ZM149 108H151V107H149ZM148 108V109H149ZM153 108H156V107H153ZM1 109V108H0ZM6 109V110H5ZM74 109V108H73ZM120 109V108H119ZM137 109V108H136ZM159 109H160V107H159ZM196 109V108H195ZM211 109V108H210ZM34 110V111H33ZM70 110H71V112L72 113H70ZM77 110V109H76ZM90 110H91V108H90ZM150 110V109H149ZM163 110H165V109H163ZM197 110V109H196ZM209 110V109H208ZM207 110V111H208ZM212 110V109H211ZM32 111H33V113H34V117L35 118H30V115L32 114ZM136 111V110H135ZM140 111V110H139ZM147 111V110H146ZM154 111H156L155 109H154ZM159 111H162V110H159ZM263 111V108H261V106L258 108H256L252 113V116H250V119H247V120H249V122L244 126V128H245V130H248V131H246L245 132V134H244V131H243V136L240 138L241 140H239V141H242V140H244V142L245 141H253V143H255L254 142V134H255V132H254V129L256 128V127H259V126H261L262 127V125L264 124L262 121H261V112ZM102 112V111H101ZM121 112V111H120ZM132 112H133V110H132ZM131 112V113H132ZM149 112H151V111H149ZM158 112V111H157ZM156 112V113H157ZM192 112H196V111H194V109H193V111ZM3 113V112H2ZM126 113V112H125ZM152 113H153V111H152ZM39 114V115H38ZM87 114V113H86ZM124 114V113H123ZM127 114H129V112H127ZM134 114V113H133ZM194 114H196V113H194ZM209 114V113H208ZM211 114V113H210ZM13 117H12V116ZM120 115V114H119ZM4 116V115H3ZM73 116V117H74ZM85 116V115H84ZM111 116V115H110ZM123 116V115H122ZM125 116V115H124ZM167 116V115H166ZM197 116V115H196ZM210 116V115H209ZM68 117V118H67ZM213 117V116H212ZM72 118V117H71ZM120 118H121V116H120ZM192 118H194V117H192ZM264 118V117H263ZM75 119V118H74ZM78 119V118H77ZM83 119V118H82ZM96 119V118H95ZM122 119V118H121ZM195 119V118H194ZM193 119V120H194ZM197 119V118H196ZM69 120V119H68ZM91 120V119H90ZM94 120V119H93ZM97 120V119H96ZM117 120V119H116ZM119 120V119H118ZM192 120V121H193ZM30 121H28V122H30ZM71 121V120H70ZM77 121V120H76ZM11 122V121H10ZM86 122H88V121H86ZM157 122V121H156ZM194 122V121H193ZM195 122H196V120H195ZM27 123V122H26ZM25 123V124H26ZM72 123V122H71ZM116 123V122H115ZM123 123V122H122ZM127 123V122H126ZM125 123V124H126ZM131 123H132V121H131ZM147 123V122H146ZM145 123V124H146ZM10 124H12V122L10 123ZM15 124V123H14ZM68 124H70L69 123V121H68ZM95 124V123H94ZM93 124V125H94ZM138 124V123H137ZM4 125H6V124H4ZM9 125V124H8ZM20 125V126H21ZM24 125V124H23ZM28 125V126H29ZM71 125V124H70ZM73 125V124H72ZM76 125V124H75ZM75 125H73V126H75ZM87 125V124H86ZM88 125H90V123L88 124ZM124 125V124H123ZM147 125V124H146ZM145 125V126H146ZM162 125V124H161ZM11 126H13V125H11ZM18 126V125H17ZM27 126V125H26ZM167 126H168V124H167ZM2 128L3 127H5V126H1ZM0 127V128H1ZM9 127V126H8ZM22 127V126H21ZM76 127V126H75ZM74 127V128H75ZM85 127V126H84ZM135 127V126H134ZM163 127V126H162ZM1 128V129H2ZM6 128V127H5ZM5 128H3V129H5ZM16 128V127H15ZM30 128V127H29ZM86 128V127H85ZM97 128V127H96ZM145 128V127H144ZM147 128V127H146ZM192 128H194V127H192ZM201 128H205V127H201ZM199 129L200 131L202 130V129ZM0 129V130H1ZM3 129H2V132H3ZM22 129V128H21ZM25 129V128H24ZM88 129V128H87ZM86 129V130H87ZM120 129V128H119ZM122 129V128H121ZM154 129V128H153ZM195 129V128H194ZM260 129V128H259ZM12 130V127H11V129L9 130V131H11ZM27 130L28 129H26V137H30L29 135H28V133H30L31 131L29 130V132L27 133ZM32 130V129H31ZM80 130V129H79ZM126 130V129H125ZM140 130V129H139ZM258 130V129H257ZM7 131H8V128H7V130H6V133H7ZM74 131H76V129L74 130ZM90 131V130H89ZM135 131H136V129L131 133V135L130 136H127V135H124V134H121L120 136H121V138H123V135H124V141H121V139H120V143H122V145L120 144V150H119V152H118V156H116V158L114 159V160H112L110 163L109 162H107V163H109V165L111 166V165H113V164H115L116 165V162H117V160L119 159V158H122V156H123V158L122 159H125V161L124 160H122V161H124V162H122V161H118V162H122V165H125L126 163H129V158L131 157H126V154L127 153H129L130 154V152H131V150H132V148H134V141H135V138H136V135H135ZM137 131H138V129H137ZM195 131H197V130H194V132ZM199 131V132H200ZM204 131V130H203ZM203 131H202V133H203ZM12 132V131H11ZM11 132H9V134L11 133ZM33 132H34V130H33ZM40 131H39V133H41ZM83 132V131H82ZM151 132V131H150ZM192 132V131H191ZM205 132V131H204ZM207 132V131H206ZM262 132H263V130L261 131V135H262ZM84 133V132H83ZM93 133V132H92ZM98 133V132H97ZM153 132H151V134H152ZM201 133V132H200ZM202 133H201V135H202ZM214 133V132H213ZM5 134V133H4ZM12 134H15L16 135V133H14V131L12 132ZM11 134V135H12ZM35 134H36V131H35ZM89 134V133H88ZM116 134V133H115ZM140 134V133H139ZM189 134V133H188ZM191 134V133H190ZM189 134V135H190ZM195 134V133H194ZM206 134V133H205ZM257 134V133H256ZM0 135L2 136L3 134L2 133H0ZM7 135V134H6ZM61 135V136H60ZM85 135V134H84ZM129 135V134H128ZM187 135V134H186ZM189 135H187L188 137H189ZM200 134H198V136H201ZM204 135V134H203ZM9 136V135H8ZM19 136V135H18ZM60 136V137H59ZM72 136V135H71ZM79 136V135H78ZM107 136V135H106ZM105 136V137H106ZM190 136H193V133H192V135H190ZM234 136V135H233ZM11 137V136H10ZM22 137V136H21ZM73 137H74V135H73ZM80 137H82V136H80ZM187 137V138H188ZM204 137V136H203ZM236 137V136H235ZM258 137V136H257ZM5 138H7V137H5ZM12 138V137H11ZM16 138V137H15ZM32 138V139H33ZM97 138V137H96ZM111 138V137H110ZM144 138H145V136H144ZM143 138V139H144ZM184 138V137H183ZM234 138V137H233ZM238 138V137H237ZM30 139H31V137H30ZM31 139V140H32ZM43 139H44V141H43ZM68 139H69V137H68ZM73 139V138H72ZM176 139H178V140H176ZM189 139V138H188ZM236 139V138H235ZM254 139V140H253ZM6 140V139H5ZM31 140H29L30 142H31ZM71 140V139H70ZM140 140V139H139ZM184 140V139H183ZM193 140V139H192ZM202 140V139H201ZM234 140V139H233ZM17 141V140H16ZM80 141V140H79ZM88 141V140H87ZM93 141V140H92ZM196 141V140H195ZM231 141H232V139H231ZM239 141H234V142H232V143H226V145H225V149L221 152V153H219L218 154V156H217V158L215 157V159L213 160V162L214 163H217V164H221L220 166L221 167H225V166H227L228 165V162L232 159L231 158V156L233 157V155L235 154V153H237V151H239V150H237V148H239V146H240V142ZM257 141V140H256ZM9 142V141H8ZM60 142V141H59ZM96 142V141H95ZM108 142V141H107ZM136 142V141H135ZM177 142L179 143V144H177ZM182 142V141H181ZM208 142V141H207ZM15 143V142H14ZM29 143V142H28ZM33 143H35L34 141H33ZM32 143V144H33ZM91 143V142H90ZM110 143V142H109ZM113 143H114V141H113ZM137 143V142H136ZM248 143V142H247ZM252 143V142H251ZM259 143V142H258ZM52 144V145H51ZM61 144V143H60ZM64 144V143H63ZM108 143H106L105 145H107ZM114 144H116V143H114ZM119 144V143H118ZM118 144H116V146H119ZM140 144V143H139ZM143 145H144V143H142ZM10 145V144H9ZM14 145V144H13ZM23 145V144H22ZM58 145V144H57ZM84 145V144H83ZM147 145H149V144H147ZM146 145V146H147ZM175 145V146H176ZM259 145V144H258ZM16 146V145H15ZM62 146V145H61ZM137 146V145H136ZM177 146V147H178ZM183 145H181L180 147H182ZM245 146V145H244ZM256 146V145H255ZM17 148H18V146H16ZM25 147V146H24ZM30 147H31V145H30ZM33 147V146H32ZM31 147V148H32ZM83 147V146H82ZM93 147V146H92ZM104 147H106V146H104ZM138 147V146H137ZM190 147V146H189ZM252 147H253V144H252ZM23 148V147H22ZM30 148V149H31ZM38 148V147H37ZM107 148V147H106ZM118 148V147H117ZM248 148V147H247ZM246 148V149H247ZM12 149V148H11ZM18 149H20V148H18ZM29 149V148H28ZM36 149V148H35ZM49 149V148H48ZM56 149V148H55ZM97 149V148H96ZM104 149V148H103ZM108 149H109V147H108ZM179 149H181V148H179ZM8 150V149H7ZM13 150V149H12ZM57 150V149H56ZM71 150V149H70ZM93 150V149H92ZM100 150V149H99ZM123 150H125V154H124V152H122ZM176 150V149H175ZM261 150V149H260ZM6 151V150H5ZM23 151V150H22ZM27 151V150H26ZM30 151V150H29ZM35 151V150H34ZM49 151V150H48ZM52 151V150H51ZM60 151V150H59ZM69 151V150H68ZM117 151H118V149H117ZM120 151L124 154V155H120ZM197 151V150H196ZM241 151V150H240ZM246 151V150H245ZM53 152V151H52ZM55 152V151H54ZM62 152V151H61ZM102 152V151H101ZM109 152V151H108ZM111 152V151H110ZM113 152V151H112ZM177 152V151H176ZM51 153V152H50ZM103 153V152H102ZM132 153V152H131ZM238 153H240V152H238ZM247 153V152H246ZM4 154V153H3ZM8 154V153H7ZM21 153H19V155H20ZM35 154V153H34ZM87 154H88V152H87ZM96 154V153H95ZM128 154V155H129ZM177 154V153H176ZM175 154V155H176ZM241 154V153H240ZM244 154H245V152H244ZM27 155V154H26ZM44 155V154H43ZM99 155V154H98ZM113 155V154H112ZM132 155V154H131ZM254 155V154H253ZM15 156V153L14 154H11V153H9V159L10 160H12L13 161V157ZM28 156V155H27ZM32 156V155H31ZM30 156V157H31ZM89 156V155H88ZM100 156V155H99ZM125 156V157H124ZM136 156V155H135ZM1 157V156H0ZM22 157L23 156H19L18 158L21 160L20 162H21V164H23L24 163V167L25 168H27V166L29 167V168H27L26 170H25V168H24V171H21L22 169H20V171L21 172H17V173H19L18 174V181L16 180L17 178H15L14 180L13 179H9L8 181H4V182H6L5 183V185L3 184V187H5L4 188V190L5 191H9V192H11V196H13V194H15L14 192L17 190L16 188H19L20 189V187H23L22 186V184H23V182H26V180H28L29 179V181H33L34 179H31V178H36V177H38V174H39V171H41V170H43L42 172L43 173H46L45 171H46V169H47V167L45 166V165H43V164H40V166H36V167H32L33 165H35V163H33V162H30V160H31V158H29V159H27V158H23L22 159ZM36 157V156H35ZM42 157H44V156H42ZM55 157V156H54ZM66 157V156H65ZM102 157V156H101ZM132 157H133V155H132ZM239 157H241V156H239ZM244 157V156H243ZM17 158V159H18ZM38 158V157H37ZM87 158V157H86ZM89 158V157H88ZM87 158V159H88ZM135 158V157H134ZM134 158H133V160H134ZM235 158V157H234ZM233 158V159H234ZM33 159V158H32ZM104 159V158H103ZM102 159V160H103ZM111 159V158H110ZM141 159V158H140ZM33 160H35V159H33ZM58 160V159H57ZM120 160V159H119ZM130 160H131V158H130ZM53 161H54V159H53ZM86 161V160H85ZM231 161H233V160H231ZM5 162V161H4ZM11 162V161H10ZM27 162H30V163H27ZM106 162V161H105ZM169 162H171V160L169 161ZM48 163V162H47ZM0 164H2V163H0ZM20 164V163H19ZM20 164V165H21ZM39 164V163H38ZM119 164V163H118ZM121 164V163H120ZM173 164V163H172ZM231 164V163H230ZM12 165V164H11ZM10 165V166H11ZM15 165V164H14ZM27 165V166H26ZM140 165V166H141ZM167 165V164H166ZM174 165V164H173ZM6 166V165H5ZM87 166V165H86ZM96 166H97V163H96ZM110 166L109 167H107V168H101V170H103V171H106L107 169H109L110 168ZM119 166V165H118ZM139 166V167H140ZM151 166H153L154 167V170H153V168H152V170H151ZM175 166V165H174ZM236 166V165H235ZM22 167V166H21ZM20 167V168H21ZM53 167V166H52ZM90 167V166H89ZM113 167V169H114V166H112ZM117 167V166H116ZM238 167V166H237ZM15 168V167H14ZM48 168H50V167H48ZM91 168V167H90ZM89 168V169H90ZM219 168V167H218ZM53 169V168H52ZM93 169V168H92ZM96 169V168H95ZM99 169V168H98ZM133 169H134V167H133ZM138 169V168H137ZM209 169V168H208ZM225 169H227V167L225 168ZM1 170H2V167H1ZM14 170V169H13ZM19 170V169H18ZM48 170V169H47ZM120 169H119V167H117L116 169H115V173H112V174H114V175H110L109 174V177H106V178H108V180H110V181H112L113 179L115 180V181H118L119 180V176L118 177H115V176H117L116 175V173L119 171ZM216 170H218V169H216ZM233 170H234V168H233ZM109 171V170H108ZM136 171H138V170H136ZM210 171H212V170H210ZM231 171V170H230ZM241 171V170H240ZM9 172V171H8ZM48 172H50V171H48ZM112 172H113V170H112ZM123 172V173H124ZM170 172V171H169ZM213 172V171H212ZM219 172V171H218ZM235 172V171H234ZM2 173V172H1ZM42 173V176H44V174ZM52 173V172H51ZM86 173V172H85ZM89 173V172H88ZM97 173V172H96ZM106 173V172H105ZM109 173H111V172H109ZM120 173V172H119ZM208 172H207V169H203V174L205 175V174H207ZM220 173V172H219ZM229 173V172H228ZM11 174V173H10ZM13 174V173H12ZM37 174V175H36ZM47 174V173H46ZM108 174V173H107ZM121 174V173H120ZM119 174V175H120ZM136 174V173H135ZM161 174V177L160 178H162L163 179V183H162V186L160 187V189H158L157 191V193L155 192V188H156V186H155V180H157V177H159V175ZM211 174V173H210ZM214 174V173H213ZM216 174H217V172H216ZM233 174V173H232ZM39 175H41V174H39ZM55 175V174H54ZM124 175V174H123ZM212 175V174H211ZM236 175V174H235ZM237 175H238V173H237ZM1 176V175H0ZM13 176V175H12ZM46 176V175H45ZM90 176V175H89ZM97 176V175H96ZM122 176V175H121ZM121 176H120V178H121ZM207 176V175H206ZM217 176V175H216ZM7 177H8V175H7ZM16 177V176H15ZM88 177V176H87ZM125 177V176H124ZM236 177V176H235ZM2 178V177H1ZM14 178V177H13ZM78 178V177H77ZM86 178V177H85ZM130 178V179H131ZM213 178H215L216 179V181H215V189L212 191V193L210 194L211 196H210V201H211V206H212V209L211 210H213V212L212 213H214L213 215H216V214H218V213H221L222 212V207L220 206V202H222V198H223V194H224V192H225V188L226 187H224V185L226 184H224V181H226V180H230V179H233L234 177L232 176V175H229V174H224V176L223 177H213ZM238 178V177H237ZM3 179H4V177H3ZM3 179H2V181H0L1 183H4L3 182ZM83 179V178H82ZM81 179V180H82ZM103 179V178H102ZM124 179V178H123ZM122 179V181H124ZM159 179V178H158ZM239 179H240V176H239ZM1 180V179H0ZM5 180V179H4ZM44 180V179H43ZM210 180H212L211 179V177L209 176V174H208V176L204 179V180H202L201 182L203 183V185L204 186H206L205 184L206 183H208V182H210ZM234 180V179H233ZM40 180L38 179V182H39ZM103 181V180H102ZM212 181H214V180H212ZM211 181V182H212ZM231 181V180H230ZM33 182H35V181H33ZM32 182V183H33ZM37 182V183H38ZM82 182V181H81ZM85 182V181H84ZM131 182V181H130ZM228 182V181H227ZM231 182H233V181H231ZM22 183V184H21ZM31 183V184H32ZM40 183H41V181H40ZM40 183H38V184H40ZM138 183V182H137ZM196 183V182H195ZM234 183V182H233ZM237 183V182H236ZM28 184H30V183H28ZM27 184V185H28ZM78 184V183H77ZM102 184V183H101ZM118 184V183H117ZM232 184V183H231ZM23 185H25L26 186V184H23ZM41 185H42V183H41ZM99 185V184H98ZM103 185H104V183H103ZM158 185H160V183L158 184ZM172 185V184H171ZM0 186H2L1 184H0ZM31 186H33V184L31 185ZM36 186V185H35ZM109 186V185H108ZM112 186V185H111ZM116 186V185H115ZM228 186V185H227ZM234 187H235V185H233ZM41 187V186H40ZM39 187V188H40ZM63 187V186H62ZM75 187V186H74ZM107 187V186H106ZM203 187V186H202ZM207 187V186H206ZM208 187H210V186H208ZM233 187V188H234ZM28 188V190H29V187H27ZM31 188V187H30ZM36 188H38L37 186H36ZM35 188V189H36ZM101 188V187H100ZM113 188V187H112ZM123 188V187H122ZM175 188V187H174ZM231 188V187H230ZM34 189V188H33ZM32 189V190H33ZM138 189V188H137ZM227 189V188H226ZM240 189V188H239ZM27 190V189H26ZM27 190V191H28ZM54 190V189H53ZM59 190V189H58ZM87 190V189H86ZM211 190H212V187H211ZM1 191V190H0ZM39 191V190H38ZM37 191V192H38ZM99 191V190H98ZM132 191V190H131ZM137 191V190H136ZM169 191V192H168ZM238 191V190H237ZM240 191V190H239ZM23 192V191H22ZM22 192H19V190H18V194L20 195V193H22ZM29 192V191H28ZM35 192V191H34ZM57 192V191H56ZM114 192V191H113ZM197 192V191H196ZM1 194L0 195H2V193H4V192H0ZM24 193V192H23ZM26 193V192H25ZM24 193V194H25ZM32 193H33V191H32ZM31 193V194H32ZM54 193V192H53ZM154 193H156V195L154 194ZM233 193V192H232ZM24 194H23V196H24ZM35 194V193H34ZM97 194V198H98V200H99V202H100V204H99V206L101 207V208H103L104 210H105V207H106V209H108V210H111V209H113V211H115V210H118V209H120V204H105V202L103 201L102 202V199L103 198H101V196L102 195H100V192L98 193H96ZM102 194V193H101ZM113 194V193H112ZM22 195V194H21ZM28 195H29V193H28ZM28 195H26V198H27V196ZM36 195V194H35ZM94 195V194H93ZM120 195V194H119ZM137 195V194H136ZM226 195V194H225ZM73 196H75V195H73ZM105 196V195H104ZM231 196H233V195H231ZM20 197V196H19ZM18 197V198H19ZM29 197H31V196H29ZM103 197V196H102ZM225 197V196H224ZM227 197H225V199H226ZM2 199V198H1ZM4 199H6V201L8 202L9 201V199H10V197H5ZM14 199V198H13ZM13 199L11 200V201H13ZM24 199V198H23ZM33 199V198H32ZM96 199V198H95ZM101 199V200H100ZM3 200V199H2ZM28 200H30V198L28 199ZM97 200V199H96ZM117 200V199H116ZM229 200H231V199H229ZM234 200V199H233ZM4 201V200H3ZM15 201H17V203L20 201L21 202V200H19L18 201V199L16 200V197H15ZM24 201V200H23ZM69 201V200H68ZM70 201H71V205H72V210L71 211H76V216H78L80 213H82L83 212V210H86V209H88L89 207H91L90 206V201H89V199L87 198V196L85 195V193L83 192V193H80V194H78L76 197H74V198H71L70 199ZM144 201V202H143ZM226 201H227V199H226ZM19 202V203H20ZM54 202V201H53ZM56 202V201H55ZM182 202V201H181ZM188 202V201H187ZM238 202V201H237ZM13 203H14V201H13ZM26 203H28V202H26ZM210 203V202H209ZM235 203V202H234ZM0 204H3V203H0ZM65 204V203H64ZM92 204V203H91ZM213 204H215L216 206H214ZM225 204V203H224ZM20 205V204H19ZM21 205H23V203L21 204ZM20 205V206H21ZM51 205V204H50ZM57 205H60V203L59 204H57ZM57 205H55V206H57ZM70 205V206H71ZM181 205V204H180ZM229 205H231L230 203H229ZM8 206V205H7ZM7 206H4V204H3V209H4V211H5V209H7L8 207ZM17 206V209H20L19 207H18V205H16ZM25 206H27V204L25 205ZM122 206V205H121ZM210 206V205H209ZM2 207V206H1ZM24 207V206H23ZM44 207V206H43ZM43 207H42V209H43ZM48 207V206H47ZM61 206H58V208L57 209H55V210H53L52 211V217L55 219V222H57V223H59V225H61V226H64V225H66V224H69V222H70V220H71V218L69 217V214L68 213H66L65 211H63L62 213L60 212V210H59V208H60ZM95 207V206H94ZM15 208V207H14ZM54 208V207H53ZM227 208V207H226ZM236 208V207H235ZM9 209H10V207H9ZM36 209H38V208H36ZM48 209H49V207H48ZM67 210L69 209V208H66ZM65 209V210H66ZM13 210V209H12ZM24 210V209H23ZM93 210V209H92ZM137 210V209H136ZM135 210V211H136ZM0 211H1V208H0ZM4 211H1L2 213L4 212ZM35 211V210H34ZM48 211V210H47ZM101 211V210H100ZM255 211V214H257V217H255V219L254 220H252L251 218V220H249V224H248V227L247 228H249L248 230V232H249V235H248V237L246 238V237H243L242 235L240 236L239 235V237H238V240L235 242L233 239V241H234V243H232V244H230L229 245V247H228V250L230 251V250H232V251H235V252H239V251H244V252H242V254H241V256H237V255H233L232 253L230 254V253H228L227 252V250H226V252L227 253H224V257L226 256L227 257V259L230 261V262H232V264H253V262H251V260H252V258L256 255V253H258L259 252V249H258V245H259V243H260V241H262L261 239H262V235H261V233H263V232H261L262 230H259V228L260 227H264V207L263 208H261V209H258V210H254ZM14 212V211H13ZM68 212V211H67ZM138 211H136L135 213L136 214H138V215H140L139 213H137ZM197 212V211H196ZM31 213V212H30ZM51 213V212H50ZM134 213V214H135ZM236 213V212H235ZM83 214V213H82ZM92 214V213H91ZM136 214H135V216H136ZM225 214V213H224ZM224 214L222 215V216H224ZM234 214V213H233ZM238 214V213H237ZM5 215V214H4ZM17 215V214H16ZM33 215V214H32ZM31 215V216H32ZM34 215H37V213L35 214L34 213ZM70 215H72V214H70ZM120 215V214H119ZM205 215V214H204ZM220 215V214H219ZM6 216V215H5ZM12 216V215H11ZM27 216V215H26ZM30 216V215H29ZM28 216V217H29ZM30 216V217H31ZM76 216H75V218H76ZM98 216V215H97ZM115 216V215H114ZM121 216H122V214H121ZM141 217H143V214L142 215H140ZM202 216V215H201ZM200 216V217H201ZM231 216V215H230ZM2 216H0V218H1ZM32 217H34V216H32ZM37 217V216H36ZM40 217V216H39ZM113 217V216H112ZM117 217V216H116ZM119 217V216H118ZM215 217V216H214ZM225 218H226V216H224ZM238 217V216H237ZM5 218V217H4ZM12 218V217H11ZM53 218H51L52 220H53ZM96 218V217H95ZM169 218V217H168ZM180 218V217H179ZM184 218H185V216H184ZM202 218V217H201ZM239 218V217H238ZM254 218V217H253ZM92 219V218H91ZM122 219V218H121ZM144 219H145V217H144ZM236 219V218H235ZM6 220V219H5ZM11 220V219H10ZM19 219H17L16 221H18ZM31 220V219H30ZM30 220H28V222H30ZM35 220H36V218H35ZM38 220V219H37ZM186 220V219H185ZM197 220V219H196ZM97 221V220H96ZM99 221V220H98ZM27 222V223H28ZM32 222V221H31ZM53 222V221H52ZM109 221H107L106 223H108ZM135 222V221H134ZM1 223V222H0ZM13 223V222H12ZM80 223V222H79ZM109 223H111V222H109ZM108 223V224H109ZM4 225H5V223H3ZM3 224H2V226H3ZM14 224H15V222H14ZM33 224V226H34V222L32 223ZM32 224H29V225H32ZM71 224H72V222H71ZM78 224V223H77ZM104 224V223H103ZM181 224V223H180ZM235 224V223H234ZM17 225L18 224H16V227H17ZM85 225V224H84ZM107 225V224H106ZM116 225V224H115ZM195 225V224H194ZM214 222H208L205 218L204 219H199L198 221H197V223H196V228H197V231H196V233L198 234V236H199V233H198V231H200L201 232V234L204 236V237H202L203 238V240L201 241V243H199V241L197 240V239H192L191 241L190 240H188L190 243H191V246H192V250L193 251H191V253H186V254H184L183 256H182V258H181V264H203L204 263V261H205V256H208V254H213L214 256L216 255V257L219 255V256H221L222 254H223V252L221 251L222 249H221V247L223 246V247H225L226 245H228V243L226 244V242L225 241H223V242H225V243H221V247L220 246H216L215 247V245L213 246V245H210L209 246V244H210V242H212V240L214 239L212 236H213V234H215L216 232V235H218V231H216L215 233L213 232V229H214ZM14 226V225H13ZM35 226H36V224H35ZM34 226V227H35ZM52 226H54V225H52ZM101 226V225H100ZM15 227V228H16ZM60 227V226H59ZM59 227L57 226V228L59 229ZM66 227V226H65ZM67 227H68V225H67ZM191 227V226H190ZM217 227H218V229L220 228L221 229V231L225 228V227H228V225L226 224V223H221V224H219L218 223V226H216V229H217ZM14 228V229H15ZM20 229H21V227H19ZM27 228V227H26ZM54 228V227H53ZM61 228V227H60ZM102 228V227H101ZM112 228V227H111ZM175 228H176V226H175ZM229 228V227H228ZM246 228V227H245ZM16 229H18V228H16ZM31 229H33V228H31ZM57 229V230H58ZM151 229V230H150ZM182 229V228H181ZM180 229V230H181ZM207 229H209V230H207ZM217 229V230H218ZM41 230V229H40ZM64 230V229H63ZM67 230H68V228H67ZM111 230H113V229H111ZM114 230H115V228H114ZM212 230V232H210ZM226 230V229H225ZM230 230H232V233H233V228L232 229H230ZM17 231V233L19 232L18 230H16ZM45 231V230H44ZM55 231V230H54ZM163 231V230H162ZM3 232H5V231H2V233ZM10 232V231H9ZM13 232H14V230H13ZM43 232V231H42ZM49 232V231H48ZM116 233H117V231H115ZM115 232H112V236L111 237H113V236H115V235H117V234H114ZM157 232H158V230H157ZM175 232H176V230H175ZM7 233V232H6ZM21 233V232H20ZM154 233V232H153ZM178 233V232H177ZM1 234V233H0ZM4 234V233H3ZM3 234H1V235H3ZM13 234H16V232H14ZM23 234V233H22ZM27 234V233H26ZM36 234V233H35ZM45 234V233H44ZM52 234V233H51ZM57 234V233H56ZM81 234V233H80ZM147 234H150V233H147ZM196 234V235H197ZM201 234H200V236H201ZM225 233H223L222 235H224ZM227 234V233H226ZM231 234V233H230ZM264 234V233H263ZM41 235V234H40ZM181 235V234H180ZM186 235V234H185ZM215 235V236H216ZM10 236V235H9ZM17 236V235H16ZM45 236V235H44ZM57 236H58V234H57ZM110 236V235H109ZM108 236V237H109ZM233 236V235H232ZM235 236V235H234ZM20 238H21V236H19ZM22 237H24L23 235H22ZM30 237V236H29ZM49 236H48V233H47V238H48ZM53 237V236H52ZM51 237V238H52ZM73 237V236H72ZM70 235L69 236H67L66 235V238L67 239H65V240H61L60 239V237H59V239L61 240V241H53V242H51L50 244H49V246L46 248V249H48V254H46V255H44V256H42V257H38L37 256V253H38V248L40 247V244L39 243H36V241H38L37 239H34V242H31V243H33V245H30L29 247H28V250H26L27 252H28V254L27 253H25V254H27V257L29 256V262H28V264H77V262H78V258H79V256H80V254L82 253L81 251V248L80 247H82V246H80V247H78L77 245H75L74 244V240H73V238H72ZM117 237H118V235H117ZM117 237H115L116 239H117ZM180 237V236H179ZM227 237V236H226ZM0 238H2V237H0ZM8 238V237H7ZM37 238V237H36ZM55 238H57L58 239V237H55ZM81 238V237H80ZM201 238V239H202ZM211 238H213V239H211ZM217 238L218 239H220L218 236H216V241H217ZM230 238V237H229ZM235 238H237V236L235 237ZM17 237H9V239H8V244L9 245H11L10 246V248L11 247H13L12 249H10V250H7L8 249V246H5V242H4V245H3V243H2V245H3V247L0 249V264H17V262H16V259H15V256L17 255V254H19L20 253V246L18 245L19 243H20V240L18 239V243H17ZM173 239V238H172ZM180 239V238H179ZM30 240H32V239H30ZM50 240V239H49ZM55 240V239H54ZM215 240V239H214ZM76 241H78V240H76ZM215 241V242H216ZM220 241V240H219ZM169 242V241H168ZM228 242V241H227ZM7 243V242H6ZM76 243V242H75ZM231 243V242H230ZM117 244V243H116ZM196 244H198L199 245V248H197L195 245ZM1 245V246H2ZM12 245H14V246H12ZM86 246V245H85ZM175 246V245H174ZM24 247V246H23ZM100 248L102 247V246H99ZM116 248L118 247V245H116L115 246ZM187 247V246H186ZM98 248V247H97ZM103 248V247H102ZM260 248V247H259ZM26 249H27V247H26ZM82 249H86V248H82ZM104 249V248H103ZM120 248H118V250H119ZM187 249V248H186ZM196 249V250H195ZM225 249V248H224ZM81 250V251H80ZM97 250H99V249H97ZM104 250H108V249H104ZM123 250V249H122ZM25 250L24 251H22V252H26ZM40 251V250H39ZM99 251H101V250H99ZM110 251V250H109ZM109 251L107 252V253H109ZM134 251V250H133ZM189 251V250H188ZM221 252H222V254H221ZM253 252H255V254H254V256H253ZM102 253V252H101ZM106 253V252H105ZM110 253H112V252H110ZM241 253V252H240ZM121 254V253H120ZM142 254V253H141ZM159 254V253H158ZM164 254V253H163ZM111 255V254H110ZM161 255H162V253H161ZM165 255V254H164ZM181 255V254H180ZM22 256H23V253H22ZM40 256V255H39ZM82 257H83V255H81ZM98 256H103V254H99ZM98 256H96V257H98ZM112 256H113V253H112ZM117 256V255H116ZM132 256V255H131ZM150 256V255H149ZM173 256V255H172ZM212 256V255H211ZM19 257V256H18ZM27 257L26 258H24V259H27ZM135 257V256H134ZM134 257H132V258H134ZM145 257V256H144ZM205 257V258H204ZM210 257V256H209ZM256 257V256H255ZM102 258V257H101ZM114 258V257H113ZM136 258V257H135ZM140 258V257H139ZM204 258V259H203ZM215 258V257H214ZM19 259V258H18ZM21 259V258H20ZM24 259H22V260H24ZM80 259H81V257H80ZM83 259V258H82ZM93 259V258H92ZM124 259V258H123ZM206 259H208V258H206ZM94 260V259H93ZM92 260V261H93ZM97 260V259H96ZM113 260V259H112ZM122 260V259H121ZM126 260V259H125ZM156 260V259H155ZM176 260V259H175ZM220 260H221V257H220ZM227 260V261H228ZM19 261V260H18ZM92 261H91V264H93L92 263ZM128 261V260H127ZM167 261V260H166ZM221 261H223V260H221ZM20 262L21 261H19V264H20ZM83 263H84V261H83ZM88 263V262H87ZM122 263V262H121ZM139 263H141V261L140 260H138V259H132L128 264H139ZM220 263V262H219ZM22 264V263H21ZM23 264H24V262H23ZM27 264V263H26ZM89 264H90V261H89ZM123 264V263H122ZM154 264V263H153ZM231 264V263H230Z\"/></svg>",
	"mask_w": 264,
	"mask_h": 264
}]
</instances>
